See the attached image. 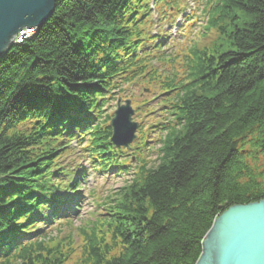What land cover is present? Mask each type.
I'll return each mask as SVG.
<instances>
[{"label": "trees", "instance_id": "16d2710c", "mask_svg": "<svg viewBox=\"0 0 264 264\" xmlns=\"http://www.w3.org/2000/svg\"><path fill=\"white\" fill-rule=\"evenodd\" d=\"M215 3L206 27L220 36L214 49H190L187 76L163 81L178 91L167 100L171 125L155 158L138 153L142 144L132 155L113 149L105 110L142 75L140 0H57L48 22L4 55L0 264H197L220 215L264 200V0ZM69 126L103 169L130 179L76 230L78 243L49 234L28 241L33 213L58 199L45 189L46 169Z\"/></svg>", "mask_w": 264, "mask_h": 264}, {"label": "rangeland", "instance_id": "374dc122", "mask_svg": "<svg viewBox=\"0 0 264 264\" xmlns=\"http://www.w3.org/2000/svg\"><path fill=\"white\" fill-rule=\"evenodd\" d=\"M182 2L184 5V12L187 15L190 13H194L197 19L193 17L192 19H190V21L184 22L183 14H176V15L174 14L172 16V19H168L169 21H167V20H164L162 15L157 16L156 12H154V14L153 12L150 13V23H154L151 27V34L153 35V33H155V31L158 30L159 26H160L159 28L160 30H158L157 33L159 35L155 37L153 42L150 45H146V47L143 48V51L145 53L153 54L152 52L157 50L156 49L157 46H161V49H163L164 47L165 48L167 47L166 45H169L168 49L164 48L163 49L164 51L158 54L160 55V54H167L169 52H172L174 54L182 53L183 55H185L188 52V47L192 43H195V42H199L202 44L201 49H204L206 46H208V48L211 49V46H212L211 43L216 38H218V33L217 31L216 32L211 31V32H208L207 33L208 35L206 36V35H202L203 34L202 31L204 30V27L207 25L206 23L210 17L209 11L213 10L215 6L210 7L208 4V0H182ZM53 13L51 17L53 16ZM51 17L47 19L46 23ZM196 20H198L197 27H195ZM245 20H246L245 18L239 19L235 21V24L237 26H241L242 22ZM226 23H228L230 26L231 21L226 20ZM176 24H179L180 26L184 24L183 25L184 27L180 28V26H176ZM178 28H180L179 31L182 34V36H184V38L176 37V35H174L175 30L176 29L178 30ZM28 31H32V29L31 30L29 29ZM24 32L25 31L23 29L17 35H15V38L11 42V45L7 44V46L2 51L3 52L2 58L4 57V55H6L10 51V49L14 45H22L26 41L25 39H23ZM28 33L25 32V35H27ZM162 33H163V36L161 35ZM160 35L162 37H160ZM18 36L20 37V39L16 40ZM221 45L223 46V48L225 47L224 51H226V44L224 41H221ZM162 60L163 61H160V60L158 61L159 65H162V67L164 66L171 67L172 64L170 62H164L166 60L165 58H162ZM158 64L153 61L154 67L158 66ZM165 70H171V69L166 68ZM124 95L127 96L128 99H131L137 106H139L140 112L134 115L133 120L136 122L140 121V125L142 126L145 125L144 130H147V134L149 135V139H148L149 143L147 145V148H148L152 145V141L156 133V131H154L152 128L149 129L150 124L158 119L157 114L160 116L162 112V106H163L162 102L167 97H164L163 99L162 97L163 94L160 90L153 91L151 89V92H145V88L138 87V86H134V87L132 86L128 88L126 92L124 93ZM170 96L171 95H169L168 97L170 98ZM120 97L121 99H125L123 98L122 95ZM118 98L119 96H114L113 99L109 102V104L107 103V105L110 106V108L107 110V113L111 114L116 110V100ZM140 101H144V102L140 104L139 103ZM142 109L144 110V112L141 111ZM152 112L153 114L156 113V115H153ZM144 114H146L147 116ZM235 150H237V146ZM152 157H154L153 154H152ZM87 159H88L87 155L85 154L84 156L83 153L78 150V148L67 149L64 155L58 159V161H60L59 165H61L65 169L69 177H74L79 180L81 176L77 177V175L81 173L80 171L84 172L86 175L84 177V181L86 183L80 184L82 188V191L80 192V194L84 197L85 201L80 204L82 207L78 215L71 217L72 226L78 227V228L82 226L83 224L85 225L86 222L88 221L95 220V216L101 213L102 211L101 209L96 210L97 207L99 208V204L97 203L99 201V197L103 198L101 208H104L103 206L107 202V199L110 196H112V193L116 189L122 187L121 185L125 179H128L126 175H123L121 173H118V174L112 173L111 175H107L108 172L107 173H101V172L97 173L95 171L93 172L94 167L91 165V163L86 162ZM259 165L261 166V159L259 161ZM66 179L68 180V178ZM66 179L64 180L66 181ZM47 180H49L50 183H53L51 178H48ZM73 183L74 181H72V184ZM72 208H75V206H73ZM60 220L61 219L56 220V221L60 222ZM55 222L53 225H55ZM59 229H61L62 235L67 234V231H66L67 226L60 227ZM52 236H55V235L52 234ZM77 237L78 236L74 237L76 241H77ZM77 253L78 251L76 250L74 253V258H75V255H77Z\"/></svg>", "mask_w": 264, "mask_h": 264}, {"label": "water", "instance_id": "95a60500", "mask_svg": "<svg viewBox=\"0 0 264 264\" xmlns=\"http://www.w3.org/2000/svg\"><path fill=\"white\" fill-rule=\"evenodd\" d=\"M56 1L0 0V60L20 31L43 27ZM132 114L128 101L115 112L110 123L114 145L128 147L135 139L138 125L131 122ZM237 145L235 142L232 150ZM197 264H264V200L230 207L220 215L202 244Z\"/></svg>", "mask_w": 264, "mask_h": 264}, {"label": "bare ground", "instance_id": "6f19581e", "mask_svg": "<svg viewBox=\"0 0 264 264\" xmlns=\"http://www.w3.org/2000/svg\"><path fill=\"white\" fill-rule=\"evenodd\" d=\"M29 29H31V28H29ZM29 29H28V30H29ZM32 30H33V29H32ZM25 32L28 33V32H27V29L25 30ZM14 38H15V36H14ZM14 38H13V39H14ZM19 39H20V37L18 36V37L16 38V40H19ZM12 41H13V40H12ZM15 42H16V41H15ZM57 206H58V210L61 211V212H64L65 210H67V206H66V205H63L62 202L59 203V204H57ZM52 208H53V210H55L56 207H53V206H52Z\"/></svg>", "mask_w": 264, "mask_h": 264}]
</instances>
